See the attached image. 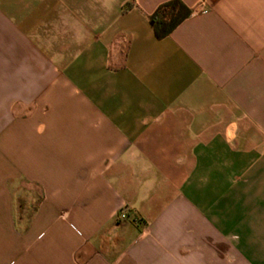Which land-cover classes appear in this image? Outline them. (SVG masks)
Segmentation results:
<instances>
[{
  "label": "crops",
  "instance_id": "obj_1",
  "mask_svg": "<svg viewBox=\"0 0 264 264\" xmlns=\"http://www.w3.org/2000/svg\"><path fill=\"white\" fill-rule=\"evenodd\" d=\"M0 0V264H264V0Z\"/></svg>",
  "mask_w": 264,
  "mask_h": 264
},
{
  "label": "trees",
  "instance_id": "obj_2",
  "mask_svg": "<svg viewBox=\"0 0 264 264\" xmlns=\"http://www.w3.org/2000/svg\"><path fill=\"white\" fill-rule=\"evenodd\" d=\"M190 13L179 0L160 5L149 18L155 37L161 39L168 36Z\"/></svg>",
  "mask_w": 264,
  "mask_h": 264
}]
</instances>
